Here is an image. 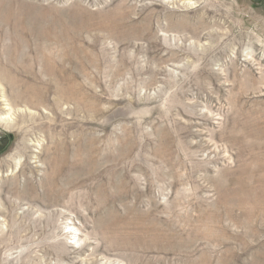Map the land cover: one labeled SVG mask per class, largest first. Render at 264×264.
Masks as SVG:
<instances>
[{"label":"rangeland","instance_id":"374dc122","mask_svg":"<svg viewBox=\"0 0 264 264\" xmlns=\"http://www.w3.org/2000/svg\"><path fill=\"white\" fill-rule=\"evenodd\" d=\"M2 100L3 264H264V0H0Z\"/></svg>","mask_w":264,"mask_h":264},{"label":"bare ground","instance_id":"6f19581e","mask_svg":"<svg viewBox=\"0 0 264 264\" xmlns=\"http://www.w3.org/2000/svg\"><path fill=\"white\" fill-rule=\"evenodd\" d=\"M122 7V6H121ZM127 8V7H126ZM126 12V11H125ZM117 16V15H116ZM125 18V17H124ZM125 21V20H124ZM122 22V21H121ZM117 25V24H116ZM145 26V25H144ZM147 30V29H146ZM147 38V37H146ZM46 55V54H45ZM52 55V54H51ZM48 58V57H47ZM50 59V58H49ZM142 71V70H141ZM262 83V82H261ZM3 101V105H2V108H0V126H2V127H11L12 125L10 124V121H9V119H8V115H10L11 113L9 112L10 111V108H9V104L8 103H6V101L4 102V100H2ZM74 149H71L70 151H68L67 153L68 154H66V157L64 156V161H63V165H66V164H68L69 163V160L67 159V157H68V155L70 154V152H75L76 153V150H74ZM64 152V151H63ZM72 181H68L67 182V184L69 185V186H71L72 185ZM58 184H59V182L57 183V185L54 183V185H55V189H56V192L58 193V194H60L61 193V191H64V189H62L60 186H58ZM30 185H31V188L33 189V192H34V195H33V197L32 198H30L29 199V202L31 203V205H32V207H28V208H24L25 209V211L23 212V215L24 216H26V217H31V215H33L34 217H32V219H33V225L32 226H35V227H37V225L40 223L41 224V217H42V214L40 215L39 214V212H37V211H42L40 208H45V207H49L50 205H53L56 201H57V199H58V197L57 196H55L54 194L52 195L51 193V195L52 196H48V198L46 199L45 198V193H44V184H42V183H37V182H33V181H31L30 182ZM48 193H49V191H48ZM61 195V194H60ZM46 196H47V193H46ZM34 209H36V210H34ZM35 214H36V216H35ZM31 219V220H32ZM28 222H29V220H28ZM45 222V221H44ZM43 222V223H44ZM39 224V225H40ZM4 224H3V221L2 220H0V264H3L2 263V259H3V257L1 256V251H2V244H3V234H4V232H5V230H6V228H4V226H3ZM27 227V226H26ZM41 227V226H40ZM42 227H43V224H42ZM41 227V228H42ZM34 228V227H33ZM27 228H24V230H26ZM37 229H38V227H37ZM14 233V232H13ZM6 234V233H5ZM14 235V234H13ZM12 235V236H13ZM8 240V239H7ZM16 241H17V239H16ZM9 242V241H8ZM6 244H7V242H6ZM9 244V243H8ZM14 244V243H13Z\"/></svg>","mask_w":264,"mask_h":264}]
</instances>
